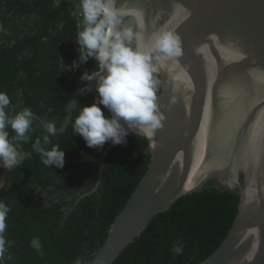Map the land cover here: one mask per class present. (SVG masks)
<instances>
[{
    "label": "trees",
    "instance_id": "obj_1",
    "mask_svg": "<svg viewBox=\"0 0 264 264\" xmlns=\"http://www.w3.org/2000/svg\"><path fill=\"white\" fill-rule=\"evenodd\" d=\"M79 2L0 0V91L11 99L9 115L28 107L58 128L69 103L85 85L82 72L96 71L91 59L72 70L63 68L71 67L78 56ZM93 100L91 94L84 95L65 129L51 137L64 151L63 167L45 166L33 151L10 172L1 169L5 181L0 200L11 211L5 230L8 245L0 264H73L80 256L93 261L112 221L145 173L150 161L147 139L129 134L126 143L113 145L107 153L96 190L83 195L94 186L97 158L109 144L102 149L88 147L73 133L76 109ZM45 131L34 117L31 139L22 143L23 150L32 151V142ZM238 199L236 192L220 191L211 183L179 197L154 215L112 264L201 263L226 237ZM33 237H39L42 253L30 247ZM177 240L183 242L180 254L172 251Z\"/></svg>",
    "mask_w": 264,
    "mask_h": 264
},
{
    "label": "water",
    "instance_id": "obj_2",
    "mask_svg": "<svg viewBox=\"0 0 264 264\" xmlns=\"http://www.w3.org/2000/svg\"><path fill=\"white\" fill-rule=\"evenodd\" d=\"M115 6L127 13L122 26L145 40L161 29L174 33L181 55L156 74L162 126L147 139L148 167L93 261L102 256L112 264L154 215L211 183L236 192L238 206L226 237L199 264H264V0H115ZM80 79L85 85L57 132L84 95L98 96L95 80ZM33 116L45 129V120ZM112 147L98 156L96 182L83 195L98 187Z\"/></svg>",
    "mask_w": 264,
    "mask_h": 264
},
{
    "label": "clouds",
    "instance_id": "obj_3",
    "mask_svg": "<svg viewBox=\"0 0 264 264\" xmlns=\"http://www.w3.org/2000/svg\"><path fill=\"white\" fill-rule=\"evenodd\" d=\"M79 9L82 19L75 37L78 56L71 67L63 68L72 70L93 60L96 71L87 74L83 71L82 79L96 81L98 96L93 103H82L76 109L73 133H78L88 147L97 149H102L106 142L126 143L129 132L152 140L164 119L157 103L156 74L165 61L181 55L179 37L161 29L145 40L141 32L122 26V17L127 13L115 6V0H80ZM131 14L142 27L141 14L137 11ZM10 104L9 95L0 91V167L10 172L30 159L33 151L45 166L63 167L64 151L51 140L57 134L55 125L46 122V131L32 142V151H25L22 143L31 139L34 116L28 107L9 115ZM100 105L109 115L104 114ZM3 187L0 183V188ZM10 211V206L0 200V260L8 245L5 230ZM30 247L42 253L39 237L31 239ZM172 251L182 253L183 242L177 240ZM73 264H105V260L102 256L95 261L80 256Z\"/></svg>",
    "mask_w": 264,
    "mask_h": 264
},
{
    "label": "flooded vegetation",
    "instance_id": "obj_4",
    "mask_svg": "<svg viewBox=\"0 0 264 264\" xmlns=\"http://www.w3.org/2000/svg\"><path fill=\"white\" fill-rule=\"evenodd\" d=\"M1 169H4L3 167H0V183H4V181H5V176H4V174H3V172H2V170Z\"/></svg>",
    "mask_w": 264,
    "mask_h": 264
}]
</instances>
